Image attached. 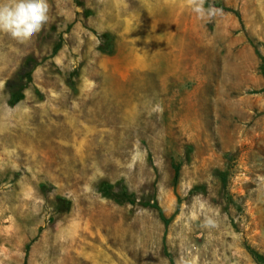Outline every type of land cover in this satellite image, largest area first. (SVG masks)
Masks as SVG:
<instances>
[{"label": "rangeland", "instance_id": "374dc122", "mask_svg": "<svg viewBox=\"0 0 264 264\" xmlns=\"http://www.w3.org/2000/svg\"><path fill=\"white\" fill-rule=\"evenodd\" d=\"M48 4L0 33V264H264V0Z\"/></svg>", "mask_w": 264, "mask_h": 264}, {"label": "clouds", "instance_id": "9594fccd", "mask_svg": "<svg viewBox=\"0 0 264 264\" xmlns=\"http://www.w3.org/2000/svg\"><path fill=\"white\" fill-rule=\"evenodd\" d=\"M205 3L206 0H186L200 18H211L222 11L212 5L205 8ZM48 12V0H0V33L24 43L41 31L49 19ZM213 224L211 220L206 221L208 226Z\"/></svg>", "mask_w": 264, "mask_h": 264}, {"label": "trees", "instance_id": "16d2710c", "mask_svg": "<svg viewBox=\"0 0 264 264\" xmlns=\"http://www.w3.org/2000/svg\"><path fill=\"white\" fill-rule=\"evenodd\" d=\"M31 61H34L33 57L27 56L23 62L22 65L20 66L16 76L17 78L15 80H10L7 82V87L9 88V99L8 102L10 105L15 104L17 101H19L23 97V89L25 88L26 84L30 81L31 79V68H30V63ZM37 65V63H34V66ZM260 70L264 74V64L262 63L260 65ZM22 80L24 83H22ZM179 174V166L177 164L173 165V179L174 181L177 180ZM99 189L102 192L104 196L111 197L115 196L118 197L121 200L134 203L135 199L132 197V195L126 193L125 191H122L121 193L117 194L112 191V185L107 182H101L99 184ZM68 203V201H66ZM142 205L144 206H149L152 208H155L159 216L162 220H164V223H166V219L161 211V208L157 205L155 202H141Z\"/></svg>", "mask_w": 264, "mask_h": 264}]
</instances>
